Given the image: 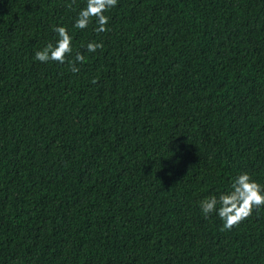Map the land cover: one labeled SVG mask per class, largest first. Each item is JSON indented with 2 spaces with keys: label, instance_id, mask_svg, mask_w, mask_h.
Listing matches in <instances>:
<instances>
[{
  "label": "trees",
  "instance_id": "trees-1",
  "mask_svg": "<svg viewBox=\"0 0 264 264\" xmlns=\"http://www.w3.org/2000/svg\"><path fill=\"white\" fill-rule=\"evenodd\" d=\"M85 3L0 0V264H264V206L199 207L264 186V0H117L103 32Z\"/></svg>",
  "mask_w": 264,
  "mask_h": 264
},
{
  "label": "clouds",
  "instance_id": "clouds-1",
  "mask_svg": "<svg viewBox=\"0 0 264 264\" xmlns=\"http://www.w3.org/2000/svg\"><path fill=\"white\" fill-rule=\"evenodd\" d=\"M117 0H86L85 6L79 10L73 21L72 28L85 29L89 23L95 22V31H106L108 16L106 10L114 7ZM52 31L56 34L54 43L46 44L42 49L37 50L34 59L42 63L55 61L65 62V57L72 53V36L70 30L64 25L53 26ZM101 44L96 41H89L86 51L94 53ZM85 57L77 52L72 72H77L76 63L84 62ZM264 206V186L260 185L247 172H241L232 178L229 190L210 195L199 202L202 214L207 217L210 213H215L222 221L224 229H231L242 219L248 217L254 207Z\"/></svg>",
  "mask_w": 264,
  "mask_h": 264
}]
</instances>
